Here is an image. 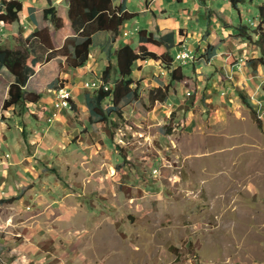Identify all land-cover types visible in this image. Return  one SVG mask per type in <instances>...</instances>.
I'll return each mask as SVG.
<instances>
[{
	"label": "rangeland",
	"instance_id": "rangeland-1",
	"mask_svg": "<svg viewBox=\"0 0 264 264\" xmlns=\"http://www.w3.org/2000/svg\"><path fill=\"white\" fill-rule=\"evenodd\" d=\"M261 4L260 0L239 2L235 19L240 20L241 11L245 20L239 22L253 20L256 26ZM185 7L192 8L176 0L167 5L178 25L183 24L178 18ZM191 23L186 25L189 29ZM130 28L134 30L133 25ZM254 37L257 40L250 46L264 51V42ZM195 63L184 65L187 77L177 85L173 105L153 103L146 99L148 94L141 96L136 103L120 105L122 118L95 124L88 136L89 148H84L87 132L82 130L84 138L72 152L73 148L59 149L64 154L55 156L60 162L55 179L66 192L76 193L73 200L63 201L75 211L61 209V219L54 212L44 221L46 217L36 212L40 204L32 206L31 212L2 206L0 233L9 237V257L13 249L17 256L19 251L31 254L30 242L35 240L30 237L40 218L48 231L45 240L59 234L55 236L59 243H68L69 250L76 252L77 259L70 258L69 264H264V104L260 98L264 68L248 86L252 96L240 86L230 94L220 89L209 94L216 71ZM192 94L197 96L196 105ZM240 94L259 101L256 110L262 125ZM188 99L192 108L183 114L177 107ZM71 113L72 121L87 127L83 115ZM16 243L21 248L13 247ZM47 254L45 264L66 262L64 254L60 258L54 250Z\"/></svg>",
	"mask_w": 264,
	"mask_h": 264
},
{
	"label": "crops",
	"instance_id": "crops-1",
	"mask_svg": "<svg viewBox=\"0 0 264 264\" xmlns=\"http://www.w3.org/2000/svg\"><path fill=\"white\" fill-rule=\"evenodd\" d=\"M21 1L23 8L20 12V20L14 22L10 29H6L0 25L1 46L14 48L17 44L16 37L20 33L28 37L36 29L45 27H48L52 32L57 48H61L65 40L75 34L68 16V0ZM121 1L115 0L114 4L117 5ZM173 1L127 0L126 10L135 12L136 16L124 23L120 33L116 36L113 32L107 30L95 32L92 38L91 52L84 65L71 68L65 62L66 57L59 55L38 68L36 73L29 78L25 89L38 93L40 99L37 102H29L28 108L24 113H20L16 106L2 110L7 89L15 81V77L7 68L0 70V210L5 205L4 207L9 208L18 207L22 212H31L34 211L32 206L40 204L42 208L36 211L38 212L37 215L39 216L41 213V215L46 217L44 220L46 221L49 220V215H54V212H57L55 216H59V219H61V209L67 212L73 209L70 203L64 204L63 201L66 203V201L73 200L72 197L75 198L76 193L72 190L70 191L73 193L66 192L63 184L60 181H56L55 176H59L58 167L60 162H56L55 156L61 158L62 154H64L62 151H59L60 148H73L72 152L77 143H79V139L84 138L81 133L82 130L87 132L85 134L87 141L83 142L84 148H89L92 144L89 143L88 136L90 133L93 134L92 131L95 124L103 126L109 123L95 122L92 119L90 108L87 104V96L88 93H92L95 89L91 90L92 88L85 87L84 83L102 79L103 71L110 63L114 64L113 67H115L114 51L124 44L129 43L138 49L139 39L137 33L143 28L160 34L172 31L176 32L175 41L177 46L172 49L174 55L184 45H187L198 55L205 53V47L208 43L214 45L217 50L210 61L206 60L203 56L194 64L196 67L199 66V68L209 70V72H213L215 69L216 72L212 79L213 83L210 82L208 85H212L213 87L212 90H209V94L211 92L214 93L218 89L222 92L227 90L230 94L233 89H238L239 86L245 88L247 92L251 91L248 89V86L251 81H256L255 78L261 75V66L264 68V60L261 63H254L251 62V59L263 57L264 51L251 47V44L239 35L237 25L241 24L240 20L243 22L245 20L241 11H238L240 20L237 21L234 17L235 8L227 0H223L224 2L222 3L221 0H176L181 4L192 6V8L185 7L181 11L178 19H181L183 24L180 23L178 25V21L176 22L173 19L167 9V5H172ZM260 1L263 3L264 0ZM135 2H137L136 6H134ZM51 6H55L59 16L63 18L64 27L60 30H55L52 22L44 17V9ZM190 22H192L191 29L186 26ZM237 22L240 24H237ZM131 25H133L134 30L132 28L129 29ZM189 40L194 43L192 44ZM154 51L162 54L166 51V47L155 46ZM176 60L177 63L174 62L173 67H176L179 63L178 57H176ZM60 61H62V64ZM184 65L182 64V66ZM169 73L170 69L160 59L136 60L133 64V77L136 81L134 85L138 88L140 97L122 104L130 105L136 103L140 100L141 96L145 97L147 94L149 97L146 99L149 98L153 101L150 91L159 87L163 89V92L166 91L165 85L169 81ZM223 75H225V79L222 78ZM200 76L203 77L202 75ZM261 76L264 83V75ZM116 78V71L113 68L111 78L109 79L112 87ZM61 85H65L71 89L73 107L71 109H58L62 111L50 123L46 121V117L48 119L54 109L55 91ZM177 90L178 86L176 85ZM176 91L173 93L172 90H169L168 94L164 97L165 101L154 100L153 103L171 105L172 101L173 103L177 102L174 98ZM234 95L235 98H238V94L235 93ZM248 95L251 94L248 92ZM207 98H203L204 101ZM260 98L261 104H264L263 94ZM250 101L255 109H257L256 103L259 101ZM106 103L110 102L107 100ZM177 108L181 109L179 111L183 112V114L184 112L189 114L192 103L188 99L185 105H179ZM72 111L77 112L75 113L76 115L81 114L83 118H86L85 122H88L87 127H83L82 123L76 124L75 120L72 121L74 116L71 113ZM121 113L123 115V111ZM111 117L114 121L118 119L114 115H111ZM70 121H72L71 124L68 123ZM72 132H76L75 135H71ZM68 137L77 138V140L71 141ZM3 148L6 150L3 151ZM52 153L55 154L53 155ZM60 153L61 155H59ZM85 157L88 156L85 155ZM13 198L12 202H6ZM48 205L50 206L48 207ZM73 210L75 211V209ZM23 214L25 215V213ZM38 219L36 220V223H38L37 231H34L32 237H30L32 240H35V242H30L33 250L31 254L19 251V256H17V251L13 249V255L9 257L7 253V246L10 243L9 237L4 236L2 234L3 231H1L0 264H19V261L24 264H45L46 260H48L46 258L50 256L47 253H51L53 250L57 253L56 257L60 258V254L66 256L65 264H69V260L72 257L77 259L76 252L73 249L72 252L69 250L71 246L68 243L61 245L55 238L59 234H54L55 236L52 235V239L45 240L48 231L43 230L41 220ZM24 223L26 221L22 222V224ZM16 244L18 245H14L13 247H19V243ZM51 264L61 263L56 260Z\"/></svg>",
	"mask_w": 264,
	"mask_h": 264
},
{
	"label": "trees",
	"instance_id": "trees-1",
	"mask_svg": "<svg viewBox=\"0 0 264 264\" xmlns=\"http://www.w3.org/2000/svg\"><path fill=\"white\" fill-rule=\"evenodd\" d=\"M115 0H68V16L72 28L75 32L73 36L68 37L61 48L55 46L52 32L48 27L36 29L28 37L20 33L16 37L17 44L14 48L3 47L0 45V70L7 68L11 72L15 81L7 89L6 97L3 103V109L16 106L21 110L28 108L29 102H37L40 95L36 92L25 89L29 78L36 73L38 68L52 60L63 55L65 62L71 68H77L84 65L90 55L92 47L93 34L100 30L111 31L116 35L120 33L124 23L136 16L135 12L126 10V1L122 0L119 4H114ZM243 0H230L234 8L238 7L239 2ZM23 8L21 0H0V25L10 29L14 22L20 20V12ZM260 19L255 26L250 24L237 25V31L240 36L248 42L254 43V35L258 40L264 42V2L260 6ZM45 19H49L54 25L55 30L64 27V21L58 14L55 6L44 9ZM138 35L139 48L136 49L127 43L114 51L116 65L110 63L103 71L102 79L106 82L111 78L112 70L115 68L117 78L111 89L103 87L95 89L88 93L87 104L90 108L91 117L95 122H114V117L122 118L120 105L139 96L138 88L135 87L133 77V64L136 60L142 59H160L165 66L170 69L169 81L165 88L173 93L176 91V85L186 79L184 66L177 64L176 57L172 49L177 46L175 41L176 32L172 31L166 34H160L149 31L146 28L141 29ZM155 46H165L166 51L158 54L154 51ZM205 53L198 55L197 59L205 57L210 61L215 55L214 45L208 43L205 47ZM197 59L194 62H197ZM263 57L251 59V62L261 63ZM62 64V61H60ZM193 62V63H194ZM110 82V81H109ZM166 90V91H167ZM163 92L162 88H156L150 91L151 99L165 101L164 97L168 94ZM197 96L191 95V100L195 104ZM243 104L250 110V113L262 125V117L258 114L251 101L243 94H240ZM190 98V97H189ZM110 103L105 105L106 101ZM192 103V104H193ZM186 114V112H185ZM13 199L6 202H12Z\"/></svg>",
	"mask_w": 264,
	"mask_h": 264
},
{
	"label": "built area",
	"instance_id": "built-area-1",
	"mask_svg": "<svg viewBox=\"0 0 264 264\" xmlns=\"http://www.w3.org/2000/svg\"><path fill=\"white\" fill-rule=\"evenodd\" d=\"M249 24H253V20H249ZM127 34V33H125ZM196 56L195 52L190 49L187 45H184L176 54L175 57L178 58H183V64H188L191 58ZM84 86L87 88H92V89H99L103 87L104 89H111L112 86L109 81H104L103 79H100L99 81H92V82H85ZM188 95L191 94L190 91L187 93ZM69 95H72V91L69 87L65 85H61L58 87L55 91V101L53 105V111L51 115L49 116L48 120L52 121L56 116H57V109L58 108H67L71 109L73 107V104H67V97ZM154 173L158 172V169L153 170Z\"/></svg>",
	"mask_w": 264,
	"mask_h": 264
},
{
	"label": "bare ground",
	"instance_id": "bare-ground-1",
	"mask_svg": "<svg viewBox=\"0 0 264 264\" xmlns=\"http://www.w3.org/2000/svg\"><path fill=\"white\" fill-rule=\"evenodd\" d=\"M258 23V22H256ZM197 59V56H194L193 58L190 59L189 62H194ZM181 60L183 61V58H181ZM67 104H72L71 102V95H69V97H67ZM58 109H62V108H58Z\"/></svg>",
	"mask_w": 264,
	"mask_h": 264
},
{
	"label": "clouds",
	"instance_id": "clouds-1",
	"mask_svg": "<svg viewBox=\"0 0 264 264\" xmlns=\"http://www.w3.org/2000/svg\"><path fill=\"white\" fill-rule=\"evenodd\" d=\"M259 22V21H258Z\"/></svg>",
	"mask_w": 264,
	"mask_h": 264
}]
</instances>
